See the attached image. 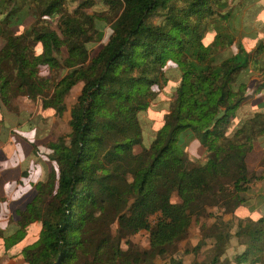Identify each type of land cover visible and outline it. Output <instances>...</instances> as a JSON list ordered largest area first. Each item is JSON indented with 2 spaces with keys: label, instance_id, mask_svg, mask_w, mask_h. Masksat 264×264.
<instances>
[{
  "label": "trees",
  "instance_id": "trees-1",
  "mask_svg": "<svg viewBox=\"0 0 264 264\" xmlns=\"http://www.w3.org/2000/svg\"><path fill=\"white\" fill-rule=\"evenodd\" d=\"M257 1L100 0L115 17L108 42L90 58V45L103 39L111 22L102 10L85 12L100 3L82 0L72 13L69 0H0V10H7L0 21V40H6L0 101L7 106L20 91L33 100L45 96L44 106L61 116L67 95L82 84L70 111L69 142L48 145L59 173L52 169L16 209L17 225L2 238L8 253L21 254L26 264H155L187 238L205 208L239 217L243 195L264 180L247 164L264 139V104L247 119L238 114L259 79L251 70L253 57L264 50V38L250 42L247 36L246 25L259 14ZM28 14L35 18L28 30L7 32ZM43 68L67 74L49 83ZM172 71L180 76L177 97L146 146L141 114ZM254 93L264 94V81ZM188 136L205 149V162L190 160ZM238 219L235 236L246 249L233 260L222 259L230 221L202 227L196 251L206 240L214 242L206 264H264V219ZM30 228L38 233L28 242ZM142 231L150 233L149 249H123Z\"/></svg>",
  "mask_w": 264,
  "mask_h": 264
},
{
  "label": "rangeland",
  "instance_id": "rangeland-1",
  "mask_svg": "<svg viewBox=\"0 0 264 264\" xmlns=\"http://www.w3.org/2000/svg\"><path fill=\"white\" fill-rule=\"evenodd\" d=\"M81 2L82 0H69L66 9L73 13ZM94 2L100 3V0H94ZM254 8L256 12L257 10L259 11V14L246 25L248 28V32L246 31L249 38L248 41L250 40V42H254L256 38H264V0L257 1ZM98 9L104 11L102 17L110 21L115 17V13L109 10L110 7L101 3L91 9H85V12L91 15ZM6 11L7 10L4 8L0 10V21L4 19L2 13H6ZM28 15L29 17L24 24L10 27L6 29L7 32L19 36L28 30L35 20L33 16H30V14ZM47 21L52 29L57 30L56 21L52 22L48 19ZM258 24H261L262 27H259ZM111 25L112 21L106 24L102 36L103 39L97 36L95 42L90 45V58L95 56L108 42L111 32L110 29H112ZM5 42V39L0 40V50L5 45ZM245 42L247 43V41ZM233 49L236 51V48ZM38 51H40V49H38ZM88 64H90L89 61ZM251 70L259 79L252 81L250 91L252 96L238 111L240 120L247 119L252 116L253 113L258 112L260 110V105L264 104V94L254 93L257 83L259 81H264V50L262 53L254 55L251 63ZM40 73L44 76L42 77L43 80L48 79L50 80L49 83H54L63 79L67 74V70L63 71L62 68H54V70L50 72L47 68H43ZM176 73L174 71L170 73V82L167 86H164L162 89L159 87L154 88V90L157 91V96L151 102L149 109L141 114L143 139L146 146L150 144L151 139L163 125L164 116L170 112L172 104L177 97L176 88L180 76ZM81 88L82 84L79 83L67 95L65 100L66 111L65 114L61 116L57 115L52 108L44 106L42 101L45 96H40L37 100H33L20 91L15 93L16 96L11 99L9 105L6 106L0 101V148L4 143L3 140L6 139L9 141L11 138L12 145L13 143L16 144L15 147L18 148L19 155L21 156L17 162L16 160L10 162V167L17 169V172L13 173L12 169L9 167L10 170L8 175L11 177L9 179L11 183H8L10 186L8 185L7 189H10V193L4 196L9 200L6 207H4V214L6 217L3 216L0 222V239L15 229L18 220L15 209L23 208L24 204L31 199L34 193V190L30 188V178L35 182L38 180H46L54 168L56 172L59 173L58 166L50 160L49 156L50 154L53 155V153L48 149V145L60 139H66V141L69 142V135L71 132L70 111L77 102ZM186 142L185 149L190 160L196 164L205 162L207 155L199 141L194 136H188ZM262 146H264V139L255 144V149L248 156L247 162L251 174L264 178V147ZM3 148L0 149V161H3V159L7 160V158L12 155L11 147ZM136 150V152H139L140 148ZM1 165L7 168L9 163L3 161L0 166ZM29 176L30 178L28 179ZM21 180H24V184ZM26 190L31 191L26 192ZM243 198L248 202L250 201V204L247 203L251 207H255L256 212L253 213L254 218H258L259 215L264 217V180L252 183L251 191L244 194ZM173 202H178L176 195L173 197ZM48 209L49 207H47V210ZM245 213L246 211H241V215L244 214L243 217L247 214ZM200 214L202 218L194 220L187 238L180 242L175 249H172L168 255L156 258L155 264H172V258L177 259L182 264L209 263L213 257L210 250L214 242L212 240H206L201 250L196 251V247L203 240L204 232L202 231V227L204 225L206 227L212 226L218 223L220 218L223 219L225 223L230 221L232 233V237L230 242L226 245V252L222 259L233 260L236 255L241 254L246 249V245L244 244L245 240L235 236L237 224L239 223L238 217L224 212L221 207L205 208ZM150 220L152 225H154L157 222V216L151 217ZM218 225L220 226V224ZM36 228L29 229V237L27 240L32 241L36 238L38 233ZM114 229H116L115 225ZM127 240V244L125 242L126 240L124 241L123 249H128L130 246L134 245L141 249H149L150 233L142 231L137 235L129 237ZM19 258L21 257H8V261L3 259L0 264H16ZM232 264L236 263L232 262Z\"/></svg>",
  "mask_w": 264,
  "mask_h": 264
},
{
  "label": "crops",
  "instance_id": "crops-1",
  "mask_svg": "<svg viewBox=\"0 0 264 264\" xmlns=\"http://www.w3.org/2000/svg\"><path fill=\"white\" fill-rule=\"evenodd\" d=\"M2 122V120H1ZM3 145H1V148L2 149L3 147H11V150H12V155L11 157L7 158L6 159H3V161L5 162H8L9 165L7 168H4L2 165L0 166V222H1V219H3V216H5L4 214V211H5V208L6 207V204L8 202L9 199H7L6 197H4L5 195L9 194V190L10 189H7V186L11 183V181L9 180L11 177H9V170L10 168L12 169L13 173H16L17 172V169H14L13 167H10V162H12L13 160H19V158H21V156L19 155V150L18 148H16V144L13 143L12 145V139L10 138L9 141H7L6 139L3 140ZM200 143V142H199ZM201 144V143H200ZM202 146V145H201ZM203 147V146H202ZM264 147V146H262ZM3 148V149H4ZM49 149V148H48ZM50 150V149H49ZM51 151V150H50ZM51 156V154H50ZM49 156V157H50ZM3 161H0V164L3 163ZM21 162V161H20ZM248 164V162H247ZM10 167V168H9ZM24 175L26 176V173L24 172ZM30 178V176L28 177V179ZM25 180V179H24ZM24 180H21V182L24 184ZM41 181V180H40ZM30 188H32V190H34V193L32 194V196L35 194V186L39 180L37 182L33 181L31 178H30ZM9 183V184H8ZM10 186V185H9ZM32 186V187H31ZM251 188H252V184H251ZM27 191H31V190H26ZM251 191V190H250ZM249 193V192H248ZM247 194V193H246ZM6 198V199H5ZM248 201L245 202V204L243 206H241L237 212L238 214V218L240 219H247V218H252L253 220H258L259 218H263V216H258V218H254L253 217V213L256 212V209L255 207H251L249 204H250V201L247 203ZM25 205V204H24ZM247 208V209H245ZM16 210V209H15ZM17 211V210H16ZM241 211H246V215L243 217L244 214L241 215ZM250 214V215H249ZM29 237V236H28ZM29 242V240H28ZM20 256L21 258H19L16 262V264H26L25 260L23 259V256L21 254H15V255H12L11 253H8V251L6 250V248L4 247V242H3V239H0V263L2 262V260L4 259L5 261H8V257H18Z\"/></svg>",
  "mask_w": 264,
  "mask_h": 264
}]
</instances>
